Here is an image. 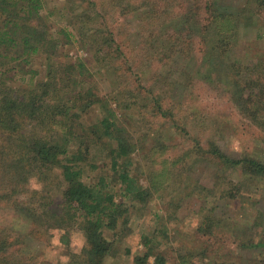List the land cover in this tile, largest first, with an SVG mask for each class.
<instances>
[{"label": "trees", "instance_id": "1", "mask_svg": "<svg viewBox=\"0 0 264 264\" xmlns=\"http://www.w3.org/2000/svg\"><path fill=\"white\" fill-rule=\"evenodd\" d=\"M59 1L48 8L46 0H0V200L17 206L33 226L39 227L31 228L34 237L56 227L62 230L60 239L68 242V228L78 223L85 238L78 264H105L113 245L132 229L126 201L140 209L135 203L145 205L151 195V189L140 184L135 164L136 156L141 154V139L135 137L133 126L118 112L122 106L129 108L131 102L119 100L113 84L118 76L117 63L127 60L123 55L127 46L122 49L117 40L119 26H108L105 14L99 12L103 2ZM121 1L115 0L116 14H133L136 22L127 30V36L140 41L130 49L144 44L145 27L154 39L158 62L163 61L164 47L170 56L176 54L170 38L174 47L196 46L207 69V82L214 80L215 85H223L238 114L264 130V112H260L264 109V58L261 62H244L236 54L247 40L261 38L262 25L252 26L247 20L253 21L264 11V0H181L178 4L146 0L142 12H134L138 8L133 1L127 2L129 10ZM181 14L177 34H165L166 20L171 24L172 18ZM52 24L58 26L54 31ZM242 28L246 32L252 28L254 37ZM241 34L247 37L239 43ZM67 45H79L92 52L91 64L81 56L71 58L61 51ZM92 69L109 73L111 92H96L99 86ZM16 76L21 77L20 81ZM260 137L264 144V134ZM208 143V161H221L232 171L238 169L243 182L264 190V156L251 150L231 155L213 140ZM216 159L219 162L213 161ZM29 179L40 186L30 188ZM241 183L224 181L223 186L215 187L220 194L214 198L239 197L249 203L254 194L247 195ZM19 189V195L30 192L28 198L11 200ZM202 189L207 197L211 195L209 186ZM258 203L252 201L244 211L251 223L244 234L264 226V209ZM215 207V202H207V219L202 218L197 229L207 230L217 219L211 214ZM162 228L157 229L160 232ZM150 235H139L143 248L130 252L132 264H148L150 257L155 264H166L164 256L154 250L158 242ZM8 243L0 239V264H33V257L28 255L17 258L7 254ZM243 245L256 252L254 262L264 264V239L248 238ZM204 251L205 247L199 253ZM181 264H188L186 257ZM189 264L198 262L192 260Z\"/></svg>", "mask_w": 264, "mask_h": 264}, {"label": "rangeland", "instance_id": "2", "mask_svg": "<svg viewBox=\"0 0 264 264\" xmlns=\"http://www.w3.org/2000/svg\"><path fill=\"white\" fill-rule=\"evenodd\" d=\"M129 1H133L138 8L134 12L146 10V0H122L128 10ZM168 1L178 4L181 0ZM57 2L60 1L46 0L48 8ZM98 2H103L99 12L105 14L107 25L119 26L120 35H117V40L122 44V49L127 46L123 49L127 60L117 61L121 64L117 63L118 76L114 77L113 84L118 90V99L131 102L127 109L121 105L118 112H122L127 124L133 126L135 137L141 139L138 147L141 154L136 156L135 164L139 167L140 184L151 189L145 205L135 203L140 209L132 207L129 200L126 201L130 206L132 229L113 245L105 264H132L130 252L134 254L143 248L139 240L142 232L154 236V241L158 242V245H154V250L164 256L166 264H181L183 257H186L188 264L192 260H196L198 264H261L259 260L254 262L256 252L248 250L243 243L248 238L264 239V226H257L250 233L244 234L245 228L251 224L244 211L255 200H259L258 207L264 209V190H255L253 184L243 182L238 169L232 171L225 168L217 159L213 161L219 163L208 161L207 147L208 141L213 140L227 154L235 155L243 150H251L264 156V144L260 137L264 134L263 128L256 127L253 122L238 114L223 85H215L214 80L207 82V69L201 62L196 46L178 44L174 47L173 39L170 38L172 52L176 54L174 57L170 56L168 49L164 47L161 49L165 52L163 61L158 62L152 45L154 39L149 30L145 27L143 31L144 44L138 43L135 49H130L134 43L140 42L135 37L127 36V30L136 22L133 14H116L115 0ZM183 15L173 17L172 26L166 20L165 34H177ZM252 19L253 21H247H251L252 26L261 24L264 30V11ZM57 28V25H53L51 30ZM246 34L253 38V29L249 28ZM261 34L258 40H247L242 49L236 52L242 37L243 40L247 37L241 34L238 45L234 47L237 57L244 62L259 59L261 62L264 58V31ZM158 44L156 42L157 46ZM138 50L145 55H141ZM61 51L71 58L81 56L91 64L92 52L85 51L79 45H67ZM39 64L40 62L37 63L38 66ZM94 72V82L99 86V89H95L96 92H111L109 73ZM16 77L18 80L21 78ZM260 112H264V109ZM152 151L156 152L152 155ZM142 155L144 156L141 157ZM230 180L235 183L241 181V189L247 195L254 194L252 201L245 203L239 197L230 196L214 198V195L220 194L215 189L223 186L224 181ZM28 186L38 188L40 183L29 179ZM203 186H209L212 190L208 197ZM19 192L20 189L13 193L11 200L20 196L21 199H27L28 193L30 194L27 192L24 197ZM211 201L216 204L211 214L217 219L213 220L207 230L201 231L196 227L204 221L202 218L207 217V202ZM16 207L3 204L0 200V227L5 229L0 232V239L10 242L7 254L12 253L17 258L28 255L33 257L30 259L33 264H78L81 261L79 254L85 238L78 223H73L68 228V242L60 239L62 230L56 227L48 228L46 235L34 237L30 230L39 227L33 226L31 219ZM160 227L163 230L159 232L157 228ZM204 247V253L200 254ZM148 264H155L153 257L149 258Z\"/></svg>", "mask_w": 264, "mask_h": 264}]
</instances>
